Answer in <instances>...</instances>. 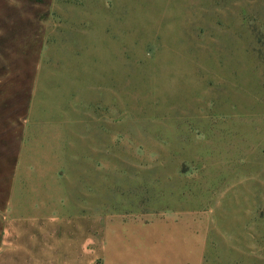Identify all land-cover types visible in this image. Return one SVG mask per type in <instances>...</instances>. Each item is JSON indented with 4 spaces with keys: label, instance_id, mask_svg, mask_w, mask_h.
I'll return each instance as SVG.
<instances>
[{
    "label": "rangeland",
    "instance_id": "obj_1",
    "mask_svg": "<svg viewBox=\"0 0 264 264\" xmlns=\"http://www.w3.org/2000/svg\"><path fill=\"white\" fill-rule=\"evenodd\" d=\"M0 264H264V0H0Z\"/></svg>",
    "mask_w": 264,
    "mask_h": 264
},
{
    "label": "crops",
    "instance_id": "obj_2",
    "mask_svg": "<svg viewBox=\"0 0 264 264\" xmlns=\"http://www.w3.org/2000/svg\"><path fill=\"white\" fill-rule=\"evenodd\" d=\"M58 225V224H57Z\"/></svg>",
    "mask_w": 264,
    "mask_h": 264
}]
</instances>
